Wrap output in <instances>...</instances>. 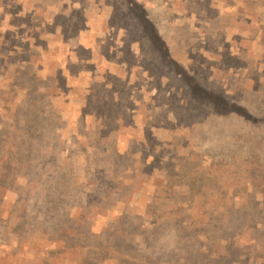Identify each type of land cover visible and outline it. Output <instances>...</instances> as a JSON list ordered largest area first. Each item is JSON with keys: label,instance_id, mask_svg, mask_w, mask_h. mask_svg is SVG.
I'll return each instance as SVG.
<instances>
[{"label": "rangeland", "instance_id": "obj_1", "mask_svg": "<svg viewBox=\"0 0 264 264\" xmlns=\"http://www.w3.org/2000/svg\"><path fill=\"white\" fill-rule=\"evenodd\" d=\"M137 5L0 0V264L176 262L212 197L261 244L207 224L201 253L264 264V0Z\"/></svg>", "mask_w": 264, "mask_h": 264}, {"label": "trees", "instance_id": "obj_2", "mask_svg": "<svg viewBox=\"0 0 264 264\" xmlns=\"http://www.w3.org/2000/svg\"><path fill=\"white\" fill-rule=\"evenodd\" d=\"M131 3L133 4L134 8L136 9V11H140L139 10V6L138 4V0H131ZM134 9V10H135ZM154 39V38H153ZM160 40L157 39L156 41V48L161 52V54L163 55V57L166 59V61L172 65H175V62L170 58L169 53L167 51V47L164 46V44L162 46L159 45ZM178 67V66H177ZM181 72V70H180ZM199 86L197 84H194L195 89H197ZM194 92V91H193ZM198 92V91H197ZM198 96L202 97V98H208V94L203 93V92H199L197 93ZM217 102V101H216ZM216 105H214L215 109L221 113L226 115L227 111L225 109L222 108V106L219 103H216ZM224 107H230L229 105H224ZM264 122V119H262ZM211 200L213 203H210L208 205H205V207L200 210V212H194L192 214H187L185 215L188 218H191V221L189 224H187L184 220L183 216H180V219L177 218L176 220V227H179L180 229L183 230H188L189 233H192L191 235L188 236L189 240L185 242L184 244V248L187 249V252L189 254H185L184 256L178 257V264H243L240 263L238 260H242V252H238L237 254V258L234 255L228 254L229 257H222V259L224 260H220V259H216L214 258V256L212 257H206L201 253V246L202 245V241H201V236L199 233L202 234V232L205 230L206 225L208 224L207 230L212 227L213 230L210 231H216L217 230H229L231 227H236V226H240L242 228V235H244L245 237H249L250 243H248V239L246 238L243 243H241L238 247H237V251H245L248 252L249 249L255 246V242L257 241L258 243L261 242V239H256V234H258V232H256L253 227L251 225H249V223H247V221L245 219H240L239 217L235 216V206L233 207V205L230 203V205L228 204V202H226L224 199H220V200H216L214 199V197L211 198ZM240 207V206H239ZM253 210H255L257 208V205H252ZM202 211V212H201ZM231 212V213H230ZM228 214H231V216L229 217ZM110 222V221H109ZM105 228L109 230L108 226H105ZM190 228V230H189ZM169 230V229H168ZM160 239H162V236L160 237ZM169 241V240H168ZM166 242V238H164V240L162 241V244H160L159 248L161 250H165L167 251V246L170 244L169 242ZM136 243L135 241L132 243L130 250L134 253H138L140 255V257H142L141 255H146L145 259H143L141 264H153L157 259H158V253L151 250L150 252L148 251L147 247L145 245H142V249L140 248V243L139 244H134ZM261 244V243H260ZM264 244V241H263ZM232 247L234 245V242H232ZM168 252V251H167ZM170 252L169 251V257H162V260H160V262H158V264H163L162 261L164 260H168V264H176V262H171L169 261V258H172L173 256H170ZM175 254V251L173 252ZM143 258V257H142ZM183 261L179 262V259H182ZM207 259V260H206ZM244 260H246V258H244ZM130 264L129 260L126 259V262ZM134 262V260H133Z\"/></svg>", "mask_w": 264, "mask_h": 264}]
</instances>
